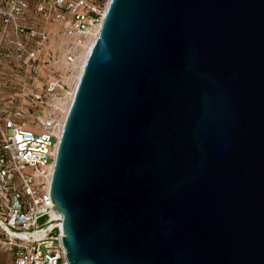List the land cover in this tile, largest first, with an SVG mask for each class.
<instances>
[{
	"label": "water",
	"instance_id": "water-1",
	"mask_svg": "<svg viewBox=\"0 0 264 264\" xmlns=\"http://www.w3.org/2000/svg\"><path fill=\"white\" fill-rule=\"evenodd\" d=\"M50 195L69 264H264V0H111Z\"/></svg>",
	"mask_w": 264,
	"mask_h": 264
},
{
	"label": "built area",
	"instance_id": "built-area-1",
	"mask_svg": "<svg viewBox=\"0 0 264 264\" xmlns=\"http://www.w3.org/2000/svg\"><path fill=\"white\" fill-rule=\"evenodd\" d=\"M110 2L0 0V251L11 264H69L50 186Z\"/></svg>",
	"mask_w": 264,
	"mask_h": 264
},
{
	"label": "rangeland",
	"instance_id": "rangeland-1",
	"mask_svg": "<svg viewBox=\"0 0 264 264\" xmlns=\"http://www.w3.org/2000/svg\"><path fill=\"white\" fill-rule=\"evenodd\" d=\"M38 26H40V25H38ZM85 55H86V53H85ZM10 257H11V253H9V252L6 253L3 251H0V264H11Z\"/></svg>",
	"mask_w": 264,
	"mask_h": 264
},
{
	"label": "bare ground",
	"instance_id": "bare-ground-1",
	"mask_svg": "<svg viewBox=\"0 0 264 264\" xmlns=\"http://www.w3.org/2000/svg\"><path fill=\"white\" fill-rule=\"evenodd\" d=\"M90 48H91V45H90L89 48L86 50V55H85V57H87V54L89 53ZM84 59H85V58H84ZM84 61H85V60H83V63H84ZM82 67H83V66H82Z\"/></svg>",
	"mask_w": 264,
	"mask_h": 264
}]
</instances>
